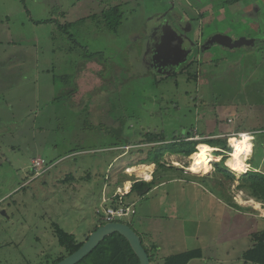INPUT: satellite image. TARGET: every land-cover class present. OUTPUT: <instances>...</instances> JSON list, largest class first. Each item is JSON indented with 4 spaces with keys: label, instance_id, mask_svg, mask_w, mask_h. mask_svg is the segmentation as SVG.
I'll return each mask as SVG.
<instances>
[{
    "label": "rangeland",
    "instance_id": "1",
    "mask_svg": "<svg viewBox=\"0 0 264 264\" xmlns=\"http://www.w3.org/2000/svg\"><path fill=\"white\" fill-rule=\"evenodd\" d=\"M244 131L256 132L247 162L264 173V0H0V264L51 263L65 252L54 224L85 242L102 190L135 179L123 169L162 144L122 146L190 132L230 146ZM215 150L202 172L188 170L192 154L166 152L165 182L133 197L122 221L144 244L152 235L153 264L197 248L190 264H254L242 254L264 228L263 202L216 174ZM38 156L49 168L34 177ZM154 166L126 172L149 179Z\"/></svg>",
    "mask_w": 264,
    "mask_h": 264
},
{
    "label": "trees",
    "instance_id": "2",
    "mask_svg": "<svg viewBox=\"0 0 264 264\" xmlns=\"http://www.w3.org/2000/svg\"><path fill=\"white\" fill-rule=\"evenodd\" d=\"M229 3H235L240 0H227ZM115 11H118V8H114ZM192 132L187 134H181L179 136H174L173 138H167L165 136L157 137V135L146 133L145 137L146 140H142L141 142H136V144H144V146H141L139 148L144 149H153L156 147L158 143H161L160 151L156 152L154 157L142 160L136 164L129 165H139V164H145V163H155L157 168L154 172L153 178H149L147 180L139 179L137 176L135 179L132 180V188L131 191L125 195L124 202L126 204H131L133 201V197H144L146 196L154 187H156L158 184H161L165 182L164 180L160 181L158 183V176L156 175L158 168L165 167L161 163V160L166 152H169L171 154H180V155H191L198 151L197 145H204V146H211V147H217L218 154L216 155H222L224 157L223 162H215V171L216 174L221 175L225 179H228L229 181H237V184L233 187V191H246L249 196L256 200H263L264 201V173L259 171L258 167H251L245 171L241 172V175L238 177L236 176V171L230 170L229 163H230V157L228 158L229 153L232 151V147L227 144V140L223 138H214V139H203V140H190L188 139L191 137ZM231 138V137H230ZM230 140V139H229ZM169 141V142H168ZM256 147V143H255ZM138 149V148H137ZM134 149H131L129 152L133 151ZM210 157V154L205 155V158L203 160V165L208 166V158ZM228 158V164H226V160ZM216 159L213 158V160ZM252 157L249 158L251 161ZM212 160V161H213ZM211 161V162H212ZM211 170H213V165L210 163ZM125 176H129L132 174H126L123 173ZM165 176H163L164 178ZM127 181V180H126ZM125 181V182H126ZM115 185H119L117 183V180L114 181ZM158 183V184H157ZM225 199L229 202V205L231 206H237V207H243L235 204L231 196L229 194L225 193ZM262 201V202H263ZM123 222L122 220H120ZM107 223L104 219L101 218L100 225ZM128 223V222H125ZM129 224V223H128ZM99 225V226H100ZM130 225V224H129ZM99 226H97L95 229H97ZM131 226V225H130ZM132 227V226H131ZM133 228V227H132ZM94 229V230H95ZM54 233L57 236V239L61 246L64 247L65 252L60 254L58 257L52 260L49 264H54L66 256L72 254L75 252L78 248L82 246L84 241H79L75 237L73 233L67 232L63 228H61L58 224H54ZM90 235V234H89ZM89 235L86 236V239L89 237ZM141 237V236H140ZM251 238V246L246 249L243 254L242 258L245 262H251L254 264H264V228L261 229V231H255L250 234ZM142 244L145 247L147 253L150 256L151 262L153 261V255L149 252V249L145 246L143 238L141 237ZM151 250H158L157 246L153 244L150 248ZM202 256V250L197 249H191L186 250L183 252H179L176 254L169 255L164 258V264H188L191 260L195 258H199ZM140 264L139 258L132 249L130 243L126 240L124 236H122L119 233H113L107 236L103 241L99 243V245L91 252L89 253L85 258H83L79 263L77 264Z\"/></svg>",
    "mask_w": 264,
    "mask_h": 264
},
{
    "label": "water",
    "instance_id": "3",
    "mask_svg": "<svg viewBox=\"0 0 264 264\" xmlns=\"http://www.w3.org/2000/svg\"><path fill=\"white\" fill-rule=\"evenodd\" d=\"M214 40L221 45L230 47H236L242 44H250L254 41V39L248 40L247 38H240L236 42H232L228 38V35L224 34H216L214 36ZM116 232L124 236L126 240L130 243L132 249L139 258L140 264H151L150 256L142 244L140 235L128 223L121 221L107 222L105 224L100 225L97 229L91 232L89 237L86 239V241L82 244L80 248H78L75 252L54 264L79 263L83 258H85L89 253H91L101 241H103L110 234Z\"/></svg>",
    "mask_w": 264,
    "mask_h": 264
},
{
    "label": "built area",
    "instance_id": "4",
    "mask_svg": "<svg viewBox=\"0 0 264 264\" xmlns=\"http://www.w3.org/2000/svg\"><path fill=\"white\" fill-rule=\"evenodd\" d=\"M244 132L249 133L250 140L253 143L255 140L256 132L255 131H244ZM232 135L242 137L243 134L242 132H238V133H233L230 136ZM136 146H140V145L127 144L125 146H122L120 149H123L125 153H128L133 147H136ZM48 168L49 167L47 166V162L44 158L38 156L32 160V169L34 171V177H40V176L45 175L46 172L48 171ZM249 168H250V164H249ZM126 171L127 169L123 170V172L126 174L135 173L137 178L147 180L146 177L140 174L139 172L129 173ZM154 171H155V168L152 171H150V173L153 174ZM105 180H106L105 182L106 184L107 182H109L110 177L106 176ZM128 183L130 184V189L126 192L122 191L121 188L126 186ZM132 183H133L132 180H127L123 185H115V189L112 192H109L108 187L106 185V187L102 190V200L100 203L101 208L97 210L99 213L102 214L101 215L102 219H104L107 222H116V221L122 220L125 217H130V213L132 212V208H131L132 205L126 204L124 202V198H125V195L131 191ZM262 208L264 209V201L262 203Z\"/></svg>",
    "mask_w": 264,
    "mask_h": 264
},
{
    "label": "bare ground",
    "instance_id": "5",
    "mask_svg": "<svg viewBox=\"0 0 264 264\" xmlns=\"http://www.w3.org/2000/svg\"><path fill=\"white\" fill-rule=\"evenodd\" d=\"M242 134V137H236L234 135L230 136L231 138L229 137V144L232 147L229 168L236 172H245L248 170L249 163L247 159L253 154V143L250 140L249 133L242 132ZM212 148L211 146L199 145L198 151L191 155L192 162L188 170L202 172L204 170V165L201 160Z\"/></svg>",
    "mask_w": 264,
    "mask_h": 264
},
{
    "label": "crops",
    "instance_id": "6",
    "mask_svg": "<svg viewBox=\"0 0 264 264\" xmlns=\"http://www.w3.org/2000/svg\"><path fill=\"white\" fill-rule=\"evenodd\" d=\"M112 147L113 148H115V145L114 144H112ZM123 153H125V151L123 152ZM122 153V154H123ZM155 166H156V164L155 163H153ZM154 166V168H155V170H156V167ZM124 169H127V166L124 168ZM123 169V170H124ZM155 172V171H154ZM153 176H154V173L152 174V178H153ZM232 208V207H231ZM243 213H245V212H243ZM245 214H247V212L245 213ZM145 244L146 245H148L149 246V248H151V246L153 245V243H154V241H152L153 240V237H152V235L151 234H145ZM160 248V247H159ZM158 248V249H159ZM176 254V253H175ZM170 255H172V254H170ZM169 256V255H168ZM165 257H167V256H165ZM156 260H157V258H156ZM158 260H161V262H162V264H164V259L163 258H158ZM153 262L154 261H152L151 262V264H153ZM191 262V261H190ZM190 262L188 263V264H190Z\"/></svg>",
    "mask_w": 264,
    "mask_h": 264
},
{
    "label": "flooded vegetation",
    "instance_id": "7",
    "mask_svg": "<svg viewBox=\"0 0 264 264\" xmlns=\"http://www.w3.org/2000/svg\"><path fill=\"white\" fill-rule=\"evenodd\" d=\"M161 55H163L162 51H161Z\"/></svg>",
    "mask_w": 264,
    "mask_h": 264
}]
</instances>
